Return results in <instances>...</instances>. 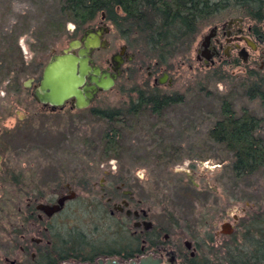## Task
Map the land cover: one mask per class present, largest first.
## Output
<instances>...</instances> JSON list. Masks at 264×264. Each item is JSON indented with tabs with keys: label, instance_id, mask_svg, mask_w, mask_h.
<instances>
[{
	"label": "rangeland",
	"instance_id": "rangeland-1",
	"mask_svg": "<svg viewBox=\"0 0 264 264\" xmlns=\"http://www.w3.org/2000/svg\"><path fill=\"white\" fill-rule=\"evenodd\" d=\"M42 4L43 0H0V28L7 31L16 24L21 27L22 23L18 21L23 15L29 12V16L33 15ZM47 6L52 7V4ZM219 17L216 22L222 19ZM101 22L98 16L91 22L92 29L97 31ZM103 23L106 27H101L108 29L103 37L110 46L96 49L92 55L102 66L106 57L126 44L109 22L105 20ZM211 26L205 27L203 32ZM87 27L79 30L75 38H79ZM74 31L75 25L67 23L66 32L72 34ZM68 34L50 41L49 49L42 52L32 50L35 38L31 30L19 37L27 71L22 76L23 86L29 78L37 81L42 66L53 51L60 53L67 48L72 40ZM194 56L193 49L191 62L186 58L178 59L175 69L168 72L167 80L159 85L169 93L184 95L185 102L164 110L162 117L146 113L139 119L128 118L122 129L120 158L108 161H99L97 151L90 144L100 140L106 123L95 119L89 111L126 110L131 97L135 96L130 92L133 85L144 82L150 71L149 80L153 83L155 78H161L164 69L157 71L142 67L140 59L128 61L126 69L138 73H126L109 90L100 92L85 111L77 114L67 109L49 114L40 111V105L35 102V111L30 117L25 106L33 103L31 93L24 91L7 97L4 91L6 82L0 84V99L5 100L0 117V264H35L34 240L46 237V234H38L36 228L45 231V225L52 227L47 232L49 235L61 232V236L69 239L73 234L83 232L87 241L98 242L101 247L110 244L111 249H117L129 243V231L127 226L120 227L119 216H108L102 206L96 209L100 195L87 197L83 194L78 179L71 178L73 174L90 180L95 189L106 182L105 173L130 178L136 187L135 197L139 199L141 195L142 207L148 209L149 220L162 228L163 234L170 235L169 240L163 234L161 236L165 245L161 250L166 256L170 245L176 244L179 251H186L185 242L190 241L203 247L202 254L208 252L207 247L214 244L209 240L212 235L220 242L226 238L216 232L221 233L224 224L230 223L232 228L233 215L242 218L247 210L257 208L256 203L264 206V169L253 176L237 179L228 169L231 157L220 146L207 140L208 128L221 116L218 97L231 90L230 84L237 87L232 92L233 106L238 112L247 107L256 116L264 118V108L259 100H249L246 90L238 86L246 78L242 73L231 76L235 79L226 84L217 82L207 70L198 71L200 63ZM35 57L41 66L33 61ZM59 80L55 78L52 82ZM74 80L75 76L70 74L69 81ZM261 129L260 136L264 139V125ZM14 176L17 183L12 182ZM72 189L77 193V201L58 215L48 217L34 205L36 202L52 204ZM30 208V212L42 216V226L30 220L24 222ZM18 230L23 232L17 234ZM108 248L105 252L111 250ZM159 256L164 258L163 254ZM153 257L158 259L155 255Z\"/></svg>",
	"mask_w": 264,
	"mask_h": 264
},
{
	"label": "trees",
	"instance_id": "trees-1",
	"mask_svg": "<svg viewBox=\"0 0 264 264\" xmlns=\"http://www.w3.org/2000/svg\"><path fill=\"white\" fill-rule=\"evenodd\" d=\"M48 3H51L52 7H48ZM28 14L30 12L18 21L22 23L21 27L16 24L7 31L0 28V84L6 82L4 91L7 97L28 91L23 88L22 76L27 71L18 40L29 30L35 38L32 50L42 52L49 49L50 41L68 34L67 23L75 25V31L68 34L73 40L79 30L104 14L105 20L113 26L116 35L123 39L127 48L135 54V59H140L139 65L152 67L157 71L164 69L168 73L175 69L180 58L191 62V52L203 29L213 25L219 16H222L219 17L222 18L219 22L238 15L259 25L264 23V0H43V4L36 8L33 15ZM33 61L38 67L41 66L36 57ZM137 73V70L131 71L132 75ZM247 75L238 86L246 90L249 100H259L264 108V72L248 70ZM213 78L225 84L235 79L229 72L224 75L217 72ZM149 79L147 77L144 82L134 84L130 89L131 94L136 97H131L126 110L89 111L95 119L106 123L100 140L90 142L97 151L96 154L98 153L99 161L120 158L123 148L122 129L128 118L133 116L139 119L146 113L162 117L164 110L185 102L184 95L177 92L169 96L158 95L157 90L150 88ZM230 87L231 90L227 94L218 97L221 116L208 128L207 140L220 146L224 153L231 157L229 172L237 179H242L264 169V139L260 136L264 118L256 116L247 107L241 108L239 112L234 109L235 98L232 89L237 87L235 84H230ZM3 103L5 100L0 99V117L4 109ZM71 178L78 179L79 190L87 197L100 195L98 204H95L96 209L102 206L108 216H119L120 227L127 226L129 231V217L124 213H109L111 202L120 200L123 197L122 191L129 189L127 179L122 175L108 177L104 190H101L100 187L95 189L92 182L85 177L73 174ZM12 182L17 183L18 179L14 176ZM120 184L124 187L117 189ZM103 191L107 194L103 195ZM107 196L112 200L109 203L105 200ZM76 201L77 197L66 202L61 212ZM256 204L257 208L247 210L240 218L232 235L223 238L222 242L216 241L212 235L209 240L215 245L208 246V252L202 254L204 249L197 243V251L200 254L195 264H264V206ZM30 210L31 208L28 209L24 222L29 223L30 220L33 224L42 226V219H38ZM121 216L127 223L121 220ZM38 228L36 232L46 234V237L39 238V243H33L37 252L36 258L33 259L35 264H61L67 261L93 263L100 257H115L128 261L134 259V249L140 247L139 243L134 245L130 235L127 245L111 249L110 244L101 247L98 242L87 241L83 232H77L73 237L66 239L60 235L61 232L49 235L47 232L52 230L51 226L45 225V231ZM21 230L16 233H22ZM44 240L45 243L41 244ZM19 244L15 246L20 247ZM107 248L111 250L105 252ZM148 248L147 246L143 253L147 252Z\"/></svg>",
	"mask_w": 264,
	"mask_h": 264
},
{
	"label": "flooded vegetation",
	"instance_id": "flooded-vegetation-1",
	"mask_svg": "<svg viewBox=\"0 0 264 264\" xmlns=\"http://www.w3.org/2000/svg\"><path fill=\"white\" fill-rule=\"evenodd\" d=\"M99 17H101V21H102L101 23L103 27H106L104 26L103 23L105 22V16L101 14ZM96 19L97 18H95V20ZM245 20L247 21L244 22ZM91 24L92 23L88 24L89 27L83 29L81 36L77 38V40L83 39V41H85L86 39H89L91 42L95 41L97 36L91 33L92 31L95 32V30L92 29L93 25ZM101 26H98L99 28L98 30H102V34L99 37L100 41L105 40L103 36L106 32H108V29H105ZM83 44L84 43L81 42L79 48H83ZM195 44L193 47V49L195 50L194 59L200 63V66L198 67L199 72H204L205 70H207L208 72H210L211 75L212 74L215 75L217 72H221L224 75L226 74L227 71L231 69L230 76L237 77L238 74L242 73L243 76L246 78L248 77L247 75L248 70L264 72V23L259 25L257 22L251 19L248 18L244 19L243 17L238 15H236L235 17H229L227 19H224V21L222 22H214V24L210 27V29L204 31L201 34V36L198 38ZM109 46L110 45L108 42L106 47H102V46L96 47L90 55L92 62H89V65L99 67L100 72L105 71L109 74L116 75V78L114 79V85H115L118 82V80H120L126 73L127 74L131 73L130 69L128 68L126 69L125 64L128 61L130 62L133 61L135 58V54L132 53L131 50L127 48L126 44H124L123 46L125 48L124 51H122L120 47L117 51L111 53L108 57H106L104 66L98 65L95 59L92 57L93 52L96 49H108ZM78 49H76L75 52H77ZM46 63L42 66L37 81L35 82L33 78H29L31 82L23 86V88H25L26 90L29 91V93H31V97L33 100L32 104L28 103V105L25 106L27 109L28 116L31 117V113H34L35 102H37L38 105H40L39 106L41 108L40 111L42 110L49 114H53V113L56 114V112L61 113L63 109H67L70 112L73 111L76 114L85 111L87 107L77 108L75 106L76 103L75 98L67 99L60 106L42 104L36 100L34 92L40 82L42 71ZM165 73L167 72H163L162 76ZM90 75L92 74H87L85 84L83 85L84 86L95 85L96 87L94 94V98H95L100 92L103 91L105 92L107 90H103L102 88L97 86L94 82H91L89 79ZM92 76L96 77L94 75ZM151 76H152V72L150 71L148 73V77L151 78ZM159 79L160 78L158 79L155 78L154 79L155 81L153 83L151 82V84L149 85L150 88L157 90L158 95L169 96V95H173V93H176V92L169 93L166 90L161 89L159 85L162 84L159 83L160 81ZM171 84L172 83L170 82V85ZM94 98L92 99V101L94 100ZM105 174L107 175V178L112 176V174L110 175H108V173ZM132 183H133L132 180L128 178L129 189L122 191L123 197L120 200L111 202L112 200L108 196L106 197L105 200L107 203L111 202V209L109 210V213L111 215H113L114 212H119V213H124L127 217L130 218L129 234L132 237V242L134 243V245L136 243L140 244L139 249H134L135 255L133 260H138L148 255H152V256L155 255L157 257L158 254L160 255L163 254L164 258L162 256L157 257L158 259L161 260V264L197 263V260H199L200 253L197 251V244H194L192 241L185 242L186 251H181V250L179 251L177 245L172 244L170 245L169 255L166 256L164 252H162L161 249L165 245L164 242L161 241V236L164 231L158 225L156 226L152 221L149 220L148 209L145 210L142 207L143 199L141 195H139L140 196L139 199L135 197L136 187L134 184L132 185ZM122 187H124L123 184H120L116 188L119 189ZM104 188H105V182L100 184V189L104 190ZM72 190H69V192ZM105 194L107 193L103 191V195ZM65 195H61V196H65ZM61 196H59L52 204L57 203V200ZM75 197H76V192L73 198L66 199L63 202V205L59 211L53 213L51 216L48 217H52L57 213L61 212L64 209L66 202L74 199ZM123 201L126 202V205L122 203ZM117 206H121L122 210H118ZM126 210H129L130 214L127 215ZM35 211L37 210L35 209ZM31 213L33 214L34 212ZM34 214L38 219H42V216L38 212ZM233 217H234L233 227L230 228V223L226 224L227 228L232 231H230L229 233L225 229H222L221 233L216 232L218 236L219 235L228 236L233 234L240 220V217H237V215H233ZM163 235L166 240H169L170 237L169 233ZM34 241L36 243L40 242V240L38 241L34 240ZM147 246L149 247L147 252L143 253V251L147 248Z\"/></svg>",
	"mask_w": 264,
	"mask_h": 264
},
{
	"label": "water",
	"instance_id": "water-1",
	"mask_svg": "<svg viewBox=\"0 0 264 264\" xmlns=\"http://www.w3.org/2000/svg\"><path fill=\"white\" fill-rule=\"evenodd\" d=\"M95 32L96 33H94L93 31L91 32L93 35L97 36L93 44L88 43L89 39H86L85 41H83V39H73L69 42L67 48L62 52H52L48 62L43 68L40 82L34 92L35 98L39 103L50 104L52 106H60L67 99L75 98V106L77 108L88 107L92 99L94 98L96 87L95 85H83L85 84L87 74L96 76L97 78L90 75L89 79L91 82H94L103 90H108L114 85V79L116 78V75L109 74L105 71L100 72L99 67L89 65V62H92V59L90 58L92 51L98 46H107L106 40H99V37L102 34V30H97ZM74 42H79L78 46H73L72 43ZM81 42L84 43L83 48H79ZM76 49H78L77 52H75ZM121 49L122 51H124L125 48L121 47ZM70 74H73L75 76V80L73 82L69 81ZM168 77V73H165L159 79V83H164ZM55 78L60 79L59 82L53 83L52 80ZM30 82L31 80H28L26 84H29ZM74 196L75 192L72 190L67 195L61 196L57 200V203H38L36 205V209L44 213L46 216H51L53 213L61 209L63 202L66 199H71ZM122 203L126 205L125 201H123ZM117 209L122 210V207L117 206ZM244 209L245 208H243V210ZM236 211L239 210L236 209ZM126 214H130V211L126 210ZM222 229H225L229 233L230 231H232L227 228L226 224L222 226ZM61 264H161V261L160 259L154 258L152 255H148L138 260L121 261L116 258H99L95 263L67 261Z\"/></svg>",
	"mask_w": 264,
	"mask_h": 264
},
{
	"label": "bare ground",
	"instance_id": "bare-ground-1",
	"mask_svg": "<svg viewBox=\"0 0 264 264\" xmlns=\"http://www.w3.org/2000/svg\"><path fill=\"white\" fill-rule=\"evenodd\" d=\"M88 41H89V42H88L89 44H93V43H94V42H91L90 40H88ZM78 44H79V42H74V43H72V45L75 46V47L78 46Z\"/></svg>",
	"mask_w": 264,
	"mask_h": 264
}]
</instances>
